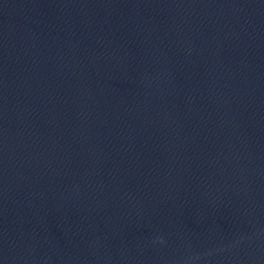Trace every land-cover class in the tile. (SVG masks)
Listing matches in <instances>:
<instances>
[{"label":"water","instance_id":"obj_1","mask_svg":"<svg viewBox=\"0 0 264 264\" xmlns=\"http://www.w3.org/2000/svg\"><path fill=\"white\" fill-rule=\"evenodd\" d=\"M0 264H264V0H0Z\"/></svg>","mask_w":264,"mask_h":264}]
</instances>
